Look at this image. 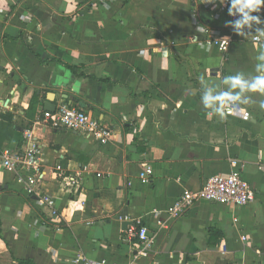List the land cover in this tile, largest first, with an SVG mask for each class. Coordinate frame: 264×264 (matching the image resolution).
<instances>
[{"label": "crops", "instance_id": "1", "mask_svg": "<svg viewBox=\"0 0 264 264\" xmlns=\"http://www.w3.org/2000/svg\"><path fill=\"white\" fill-rule=\"evenodd\" d=\"M226 22L208 0H0V113L12 116L0 120V157L21 154L25 131L39 153L37 171L0 165V264H264V94L224 82L264 76L250 40L264 23L238 35ZM229 35L226 52L204 44ZM206 92L230 94L250 118L209 116L220 105L206 109ZM46 100L90 113L112 138L51 127ZM234 169L255 193L247 205L166 213ZM137 220L154 237L145 257Z\"/></svg>", "mask_w": 264, "mask_h": 264}, {"label": "built area", "instance_id": "2", "mask_svg": "<svg viewBox=\"0 0 264 264\" xmlns=\"http://www.w3.org/2000/svg\"><path fill=\"white\" fill-rule=\"evenodd\" d=\"M209 2V0H208ZM212 5H219L220 10L224 11L227 15L228 22H234L240 19L239 14L236 16H230L228 14L229 3L228 0H224L221 4L220 0H213L209 2ZM252 16L264 17V6L261 7L260 12L250 13ZM231 32H235L230 25ZM244 32L250 31L247 26L242 29ZM253 44L264 48V37H260L259 34L254 31L250 38ZM204 44L208 47H216L221 52H226L231 44V36L226 37H208L205 39ZM224 115L239 116L241 119L247 120L250 118V114L244 108L236 103H224L223 104ZM43 118L53 128H61L71 131L82 133L83 135L97 141L99 144H105L112 138L113 132L108 127L102 125L95 117L90 113L85 112L79 108L73 107L66 103H60L54 109V111L43 112ZM23 138L26 141L25 149L21 154H10L5 152L0 157V165L2 169L13 171L17 165L34 168L37 171L39 163V153L36 144L31 140V132L25 131ZM232 165H235V161H231ZM151 173V169L146 167L144 172L140 173L141 178H146ZM41 178L38 174L35 178L30 179L27 190L32 193L36 181ZM75 181L66 180V185L74 184ZM255 193L252 187L240 176L238 170H232L228 174H213L208 176L201 187L195 190H184L171 205L166 208V213L169 217H177L187 209H189L195 202L199 200L212 201L218 204L242 207L250 203L254 199ZM42 200L50 207L54 202L49 197L43 196ZM56 216L52 211L51 217ZM56 222V221H55ZM59 222L56 223L58 227ZM129 232L135 236L139 242V248L137 250L138 256H147L151 251L154 243V237L148 233L146 225L141 224L139 220L131 226ZM81 262L82 264H108L105 259H84L83 257H77L73 260V263Z\"/></svg>", "mask_w": 264, "mask_h": 264}, {"label": "clouds", "instance_id": "3", "mask_svg": "<svg viewBox=\"0 0 264 264\" xmlns=\"http://www.w3.org/2000/svg\"><path fill=\"white\" fill-rule=\"evenodd\" d=\"M209 2H213V0H209ZM220 3L223 4L224 0H220ZM228 3L230 5L228 8V14L230 16H236L239 14L240 19H237L234 22H226V26L230 24L238 35L246 34L242 30L245 26L250 29L253 23H264V21H262L258 15H250L252 12H260L261 7L264 6V0H228ZM256 33L259 34L260 37H264V29H256ZM224 82L230 83L233 89L236 87H240L241 89L248 87L249 90L253 92L264 94V76L256 77L250 85L243 83L239 75L236 77H225ZM232 100L233 96L228 93H222L219 96L213 97L211 93L206 92L202 96V103L206 109L212 108L213 105H220L219 107L214 108L212 112H209V116L213 115L214 113H218L223 117V104L230 103ZM261 107L264 108V101H261Z\"/></svg>", "mask_w": 264, "mask_h": 264}, {"label": "trees", "instance_id": "4", "mask_svg": "<svg viewBox=\"0 0 264 264\" xmlns=\"http://www.w3.org/2000/svg\"><path fill=\"white\" fill-rule=\"evenodd\" d=\"M32 104H33V102L30 104V107L32 106ZM11 118H12V116L9 113H2V114L0 113V120L1 121L7 122V121L11 120ZM0 125H1V123H0ZM17 264H32V262L29 260L19 259L17 261Z\"/></svg>", "mask_w": 264, "mask_h": 264}, {"label": "water", "instance_id": "5", "mask_svg": "<svg viewBox=\"0 0 264 264\" xmlns=\"http://www.w3.org/2000/svg\"><path fill=\"white\" fill-rule=\"evenodd\" d=\"M56 105L54 103H52L51 101L49 100H46L44 103H43V108L47 111H54ZM125 225H128V223H126Z\"/></svg>", "mask_w": 264, "mask_h": 264}]
</instances>
